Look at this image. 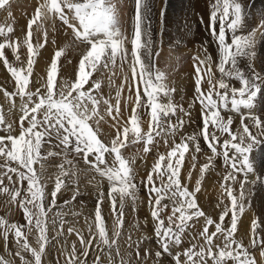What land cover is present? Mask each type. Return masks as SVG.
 <instances>
[{
	"label": "snow or ice",
	"instance_id": "6c2138e0",
	"mask_svg": "<svg viewBox=\"0 0 264 264\" xmlns=\"http://www.w3.org/2000/svg\"><path fill=\"white\" fill-rule=\"evenodd\" d=\"M9 6L10 0H0V10H5ZM134 6L133 31L129 39L123 30L118 12V0H43L36 8L35 16L29 20L26 38L22 42L27 47L26 67L18 68L9 62L5 49H11L15 59L19 61L18 52L21 44L8 40V34L13 32V27L0 26V37L5 38V42H0V61L14 78L16 85L14 93L5 91L4 95L19 96L22 113L19 118V135L11 134L12 125L5 126L4 116L0 114V130L5 127L8 130L6 135H0V158H3L0 169H4L0 171V191L8 193L14 203L19 198V207L26 221L24 225H20L0 218V232L6 243L9 233L14 234L16 244L21 249L16 252L21 264H32L31 261L25 259L22 252L30 253L34 264H41L42 255L49 243V224L55 229L57 220H59L60 230L56 232V235H63L65 221L61 213H55L49 220L48 212L57 206L58 195L61 194L62 189L67 187L62 177L68 176L69 173L64 169L63 163L59 165L60 173L56 177L54 189L50 193L51 201L46 209L45 199L48 193H46L45 161L63 155L64 162L71 163L67 159L69 152L81 156L85 164L107 179L110 185L107 197L111 201L114 213L117 211L116 205L119 202V216L113 236L109 238L101 214V204L105 198V194L101 192L95 208L97 233L85 239L84 235L76 229L72 227L67 229L69 235L75 232L82 252L78 255L74 241L71 251L66 254V264H86L90 249L100 248V251H104L101 245L108 249V264H114L113 250L116 256L120 257V264H131V253L126 254L127 258L121 255L117 238L121 235L119 229L123 226L125 204L128 199H131L133 204L135 203L138 198V189L133 170L134 161L126 158L121 149L127 146L129 133H131L134 137L131 143L143 141L144 152H149V145H154L155 142L154 133L155 136H160L162 133L175 135L177 131L183 130L185 123L183 117H178L176 123L171 122V117H176L178 111L191 120V113L171 99L175 89L168 86L166 74L155 68L152 63V34L150 27L145 26L150 11L149 2L148 0H134ZM211 8L209 29L217 45L218 59L214 61L207 49H203L205 55L202 59L193 57L195 101L199 102L202 109L200 135L214 155L217 154L218 145L223 148L224 162L233 170L224 179L236 183L237 173L243 172L245 181H247L248 173L253 172L248 154L252 151L254 144L259 142L258 136L250 131L249 125L243 123L244 120H250L252 125L259 130V135H264V119H261L255 111L258 94L264 87V75H261L251 63L256 55L254 49L259 29L246 31L248 12L240 0H214ZM9 15H11L10 12ZM161 15L163 16V11ZM54 18H59L72 30L74 39L86 46V52L82 54L78 62L76 79L71 83L68 81L57 83L58 61L63 54V50H57L47 71L44 90L36 88L33 91L29 85L32 83L35 58L39 54L37 49L44 46V44L34 46L32 42L33 25L39 29L43 26L44 20ZM200 19L203 22V18ZM38 21L41 23L38 24ZM217 22L219 24L218 33L215 27ZM44 35L47 37V32ZM45 43H47L46 39ZM128 43L131 44L130 50L126 46ZM242 60L248 61L247 72L240 66ZM117 61H120L121 68L127 64L131 73L130 77L125 76L124 82L119 86L120 90H123L127 85L129 92L133 90L135 92V106L132 107L131 116L128 118L131 127L121 128L120 126L123 119L120 115L121 92L119 90L116 92L114 107L100 92L101 80H92L95 72L109 69L110 66L114 67ZM214 63L220 73L218 80L215 79L213 73ZM205 77L209 85L207 91L202 88ZM90 81V87L85 90V85ZM229 81H235L240 86L230 85ZM162 98H167V102H163ZM101 101L107 105V116L114 121L112 127L116 129V135L110 141H105L100 136V125L105 120V115L100 108ZM138 109L148 110L147 115L150 120L146 132L141 127V114ZM221 109L241 113L242 133L237 135L230 129L233 119L231 116L225 119L221 114ZM242 109L247 110L246 116L241 112ZM210 125L212 131H209ZM217 132L227 134L230 139L223 140L221 144ZM53 138L57 142L55 147L62 148V152H42L46 143H53ZM246 140L250 142L246 143ZM173 143L174 146L168 151L167 157L160 155L143 181L149 194L148 203L152 207L151 216L156 221L154 237L160 250L155 252V257L160 259L167 254L172 256L175 264H207L208 259L212 261V264H228V261H232L233 264H254V258L249 254L248 248L235 238L238 230V217L245 208L244 182L240 183L241 191L238 196L234 195L231 186L226 188L231 205L230 207L225 206L223 213L219 216V222H215L211 217L206 218V223L199 232V236L203 238L204 245L207 247L201 245L197 251V246L192 244L183 250V256L186 258L183 261L180 252L173 255L172 249L183 243V237L189 227L188 222L193 217L205 216L196 199L199 181H197L195 191H190L186 185L182 184L180 178L185 154L190 151V143L194 145L196 153L202 151L198 142V134L185 135L179 143L175 141ZM230 153L233 154L230 155ZM195 158L193 156V159ZM165 161H167L166 164ZM237 161H239V166ZM12 162L18 167L11 166ZM35 165H39V169L34 167ZM208 167L209 165L205 164L201 168V174ZM13 174L16 177L15 181ZM165 176H167L166 182L164 181ZM5 177L9 184L20 186L10 191L7 186H4ZM157 179L161 181V187L156 186ZM75 198L76 193L73 194L72 200ZM166 198L171 205L163 203ZM168 208H170V214L167 216L166 225L161 213ZM229 213H231L230 226L225 227L224 222ZM213 225L215 230L210 232L209 226ZM258 227L260 225L253 221L250 243L252 247L262 246L261 254L264 255V238H261L257 231ZM25 228L27 233L24 231ZM33 229L38 233L36 240L38 248L29 243L28 236ZM97 236L99 243L94 245L93 242L97 240ZM221 236L223 237L222 246L214 243V238L220 240ZM128 239L131 241V237ZM140 243L142 241L137 242L135 247L137 261L151 255L150 250L145 249L141 257ZM128 247L131 248L132 244L129 243ZM81 256L84 257L83 260ZM0 264H10V262L0 257ZM93 264H102L101 257L96 256Z\"/></svg>",
	"mask_w": 264,
	"mask_h": 264
},
{
	"label": "rangeland",
	"instance_id": "374dc122",
	"mask_svg": "<svg viewBox=\"0 0 264 264\" xmlns=\"http://www.w3.org/2000/svg\"><path fill=\"white\" fill-rule=\"evenodd\" d=\"M11 1L12 0H10V3ZM118 2V4L126 3L123 5H125L124 8L128 10V12H126L130 18L127 17L129 20L126 21L123 29L125 28L124 31L130 39L132 36L134 22V0H118ZM148 2L150 11L148 13V19L145 26L150 27L152 34V63L155 68H158L166 74V82L168 86L175 89V92L171 97L173 102L178 105H182L186 111L191 113L192 121L190 122V125L195 127V131L192 132L198 134V142L202 149L201 152L196 153L194 145L190 143V151L185 154V161L181 167L180 178L182 180V184L186 185L190 191H195L197 181H199V191L196 192V199L200 209L205 213V216L193 217V219L188 222L189 227L186 229L183 237V243L179 247H174L172 249L173 255L180 252L181 260L183 261L186 259L183 256L184 249L190 247L192 244H195L198 251L199 247L204 245L203 238L199 236V232L202 231L206 223V218L211 217L215 222H219V216L223 213L225 206L230 207L231 205V200L227 196L226 188L231 186L234 195L238 196L241 191L240 183L244 182L243 191L245 195V208L244 212L238 217V230L235 233V238L241 241L245 247L248 248L249 254L254 258V264H264V255L261 254L262 246L255 248L252 247L250 243L252 238L253 221H256L258 225H260V227L257 228V231L259 232L261 238H264V135H259V130L252 125L250 120H244L243 123L249 125L250 131H252L253 134H256L259 140L258 143L254 144L252 151L248 154L253 166V172L248 173L249 176H247V181H245L243 172L236 174V183H233L232 181H225L224 177L233 170L230 165L225 164L224 162L222 155L223 148L218 145L217 154L214 155L207 147L202 135H200L202 129L200 114L202 109L199 102L195 101V69L193 67V57L198 56L188 49L189 47L186 45H183L185 47L182 49H172L166 41H163V44L161 43L163 40V32H165L168 36L171 29H174L175 27H177V29L181 32L179 37H181V35H183L188 29H192L193 35H198L200 33L211 36L209 29V15L212 10L211 6L214 3V0H148ZM203 2L205 4L202 6L196 5ZM240 2L243 3L242 5L246 6V11L248 12L247 20H251V22L256 25V29H259L256 36L257 44L254 49L256 55L252 58L251 63L255 69L261 73V75H264V34H262L264 33V27H262V25H264V8L261 7L258 12L253 14L252 5L256 2V0H250V5H246L243 0H240ZM13 5L17 4H10L8 7L11 15L4 14L2 13L3 11L0 10V26H4L5 28L8 26L13 27V32L8 34V40L14 43L20 42L21 46L18 52L20 60L17 61L15 59L12 50L9 48L5 49V54L9 62L14 66L18 68L26 67L27 47L22 42L26 38L28 22L35 16V10L39 5L32 1L31 4H26L24 7L20 2L19 5L22 7L19 9V15L14 14V11L11 9ZM22 10L25 11L23 12ZM162 11L163 16L161 15ZM27 17L29 18L27 19ZM201 17L203 18V22H201ZM55 20H57V23H63L59 18ZM37 23L39 24V21ZM60 23L52 29L47 37L43 34V29H37V26L33 25L32 42L34 46L37 44H44L43 47L37 49L39 54L36 56V62L33 66V75L31 77L32 83L29 85V88L33 91H35L36 88H41V91L44 90L47 80V71L57 50H63V54L58 61L57 83H63L64 81L71 83L76 79L78 62L81 59L82 54L86 52V46L81 44L79 41H76L74 38L69 39V36H74L72 30L68 28L67 25H63L65 28L61 29L62 24ZM206 23H208V26L205 25ZM218 25L219 24L217 22L215 25L217 33L219 30ZM45 39L47 40V43H45ZM63 39L67 40L66 42H69L70 45L69 43L68 45L66 44L67 46L62 44L61 42ZM0 42H5V38L0 37ZM179 44L182 45L181 42H179ZM126 46L130 50L131 44L128 43ZM75 49L79 52H76L78 55L75 54ZM200 58L202 59L203 56ZM247 63L248 61L242 60L240 65L246 72L248 71ZM62 66H64V70L66 69V72H63L64 70H62ZM129 70L130 69L127 64L121 68L120 61H117L116 66H110L109 69H102L101 71L95 72L92 77V80H101L102 86L100 92L114 107L116 104V92L118 90L121 92L119 98L120 115L123 117L120 125L121 128L124 126L131 127L128 123V118L131 116L132 107L135 106L134 90L129 92L127 85H125L123 90H120L119 88L121 83L124 82L125 76L127 75L130 77L131 73ZM2 76L6 79H2ZM43 76L45 77L42 81L40 79ZM214 76L216 80L220 78V76L216 73H214ZM185 79L190 81V83H186ZM206 79L207 78L205 77V82L202 84V88L205 91L209 88ZM181 80L184 81V85L181 89H179L181 87L179 81ZM229 83L232 84L230 81ZM90 84L91 81L89 84L85 85V90L90 87ZM5 91L14 93L16 91V85L14 78L11 77V74L7 71L3 62L0 61V114L4 116L5 126L8 124L12 125L11 134L19 135V118L22 115L20 112L21 100L19 96H5ZM220 91L222 92L223 90ZM93 94L97 95V93ZM98 98H100L99 95ZM213 98H216L215 95ZM162 100L163 102H167V98H162ZM256 104V114H258L261 119H264V87H262L261 93L258 94ZM100 108L102 113L105 115V120L102 121L100 125V136L103 140L110 141L111 138L116 135V129L112 127L114 121L111 117L107 116V105H105L103 101H101ZM229 108H231L230 104ZM147 111V109H138V112L141 114V127L145 132L147 131L150 120V117L147 115ZM241 112L245 116L247 115V110L242 109ZM221 114L225 117V119L229 116L232 117L233 124L230 126V129L235 134L239 135L242 133L243 124L241 123V113L221 109ZM178 117H183L184 121L189 120L187 117L183 116V113L178 111L176 117H171V122L176 123ZM25 126H27V124H25ZM199 129L200 132L198 133ZM212 130V126L210 125L209 131ZM7 131L8 130L5 127L3 130H0V135H6ZM129 135V142L125 148L121 149V152L126 158L134 161L133 170L135 174V183L138 189V198L134 204L131 199H128L125 204L123 226L119 229L121 235L117 238L120 251H122L123 247L125 250L129 249L128 251H132L131 264H175L172 256L164 254L162 258L158 259L154 255L157 250H160L156 242V238L154 237L156 221L151 216L152 207L148 203L149 194L143 181L152 170V167L158 160L159 156L164 155L167 157L168 151H170L174 146L173 142L175 141L176 143H179L182 137L188 135L187 128L184 125L183 130L177 131L175 135L162 133L160 136H155L154 133L155 142L154 145H149V152H144L143 149L145 145L143 141L131 143L134 137L131 133H129ZM217 135L220 137L221 144L223 140L230 139L227 134L217 132ZM165 141H167V143H165ZM248 142L250 141L246 140V143ZM56 143L57 142L53 138V143H46L42 148V152H62V148L55 147ZM231 154L233 153H230V155ZM193 156L196 158L193 159ZM67 159L71 163H65L63 155L49 158L45 161L46 193H48L45 199L46 209L51 201L50 193L54 189L56 177L60 173V164H64V169L69 173V175L62 177L65 180L67 187L62 189L61 194L58 195L57 206L53 207L52 210L48 212L49 220L55 215V213H61L62 218L65 221L63 225V235H56V232L60 230L59 220H57L55 229H53L51 224H49V243L46 245L45 253L42 255L41 264H66V254L71 251L72 243L74 241L76 242L78 255L82 252L75 232L69 235L67 229L69 227L76 229L84 235L85 239H88L90 235L97 233L95 224V208L97 199L101 192L105 194V198L101 204V214L104 218L109 238H112L113 232L117 227L119 202H117L116 205L117 211L114 213L111 201L107 197V193L110 188L107 179L101 177L93 168H91V166L85 164L81 156H77L74 153L69 152L67 154ZM166 162L167 161H165V164ZM0 163H3V158H0ZM205 164H208L209 167L203 174H201V168ZM193 165H195V167H193ZM237 165L239 166V161H237ZM11 166L18 167V165L14 162L11 163ZM34 167L39 169V165H35ZM0 171H4V169H0ZM72 173H75V175H72ZM189 174L191 175L189 176ZM13 180H16L14 174ZM164 181H167V176L164 177ZM4 186H7L11 191L14 187H19L20 185L9 184L7 178L5 177ZM156 186L161 187V181L159 179L156 180ZM74 193H76V198L75 200H72ZM65 201H68V203H65ZM163 203L171 205V202L167 200V198L163 201ZM169 214L170 208L165 209L161 213V217L165 219L166 225L167 216ZM230 216L231 213H229V216L226 217L224 222L225 227L230 226ZM0 218L6 219L9 223L15 222L20 225H24L26 223L23 211L19 207V198L17 199V202L14 203L11 201V196L8 193L0 191ZM209 230L210 232L214 231V225L209 226ZM24 231L27 233L26 228ZM37 235L38 233L35 229H33V232L29 234L28 239L31 246L38 248L36 243ZM129 237H131V241H129ZM222 240V236L220 240H215L214 238V243L221 244L222 246ZM140 241H142L139 245L141 257H143L145 249H149L151 255L150 257L137 261L134 253L136 244ZM93 243L94 245L99 243L98 236L97 240ZM129 243L132 244L131 248L128 247ZM204 246L205 248L207 247L206 245ZM100 247L104 248V251H100V248L90 249L86 264H93L96 256L101 257L102 264H108V249L103 245ZM17 251H21V249L16 244L14 234L11 232L9 233L6 243L2 232H0V257L9 261L10 264H21L20 257L16 255ZM126 254L128 253L123 252L122 256L127 258ZM22 255L25 256L26 260H31L32 264H34V259L31 257L30 253L22 252ZM83 259L84 257L81 256V260ZM112 259L114 264H120V257L116 256L115 250L112 252ZM207 264H212V261L208 259ZM228 264H233V262L228 261Z\"/></svg>",
	"mask_w": 264,
	"mask_h": 264
},
{
	"label": "bare ground",
	"instance_id": "6f19581e",
	"mask_svg": "<svg viewBox=\"0 0 264 264\" xmlns=\"http://www.w3.org/2000/svg\"><path fill=\"white\" fill-rule=\"evenodd\" d=\"M21 2V4H22V6H26V4H31L32 3V1L33 2H35L36 4H40V3H42L43 2V0H12L11 1V3L10 4H17V5H13L12 7H11V9L14 11V14H16V15H19V9H21V5H19L20 4V2ZM244 2H245V4L246 5H250L249 4V1L250 0H243ZM252 2V1H251ZM119 3V2H118ZM34 4V3H33ZM123 4H126V3H122V4H118V12H119V15H120V18H121V22H122V26L123 27H125V23H126V21L127 20H129L127 17H129L128 16V14H127V12H128V10H126L125 8H124V6L125 5H123ZM205 3L203 2V3H201V4H196L197 6H202V5H204ZM243 4V3H242ZM252 4V3H251ZM37 6V5H36ZM35 7V6H34ZM180 7V6H179ZM261 7H263L264 8V0H256V2L252 5V13L253 14H255L256 12H258V10L261 8ZM15 8H18V9H15ZM128 8V7H127ZM3 12L2 13H4V14H9V8H6L5 10H2ZM23 11V10H22ZM25 11V10H24ZM23 11V12H24ZM127 11V12H126ZM11 13V12H10ZM20 14H22V13H20ZM24 16V15H23ZM26 16V15H25ZM22 17V16H21ZM25 18V17H24ZM29 17H27V19H28ZM130 18V17H129ZM55 19H57V18H54V19H47V20H44L43 22H42V27H41V29H43V34L45 33V32H47V36L50 34V32L52 31V29H54L55 28V26L57 25V24H59V23H57V20H55ZM25 20H26V18H25ZM62 22V21H61ZM39 23H41L40 21H39ZM246 23H247V29H246V31L247 30H252V29H256L257 27H256V25L254 24V23H252L251 22V20H247L246 21ZM60 24H62L61 25V29H64L65 28V26H63V25H65V24H63V23H60ZM172 24V23H171ZM206 26H208V23H206L205 24ZM219 26V25H218ZM173 27H175V26H173ZM172 27V28H173ZM219 28V27H218ZM125 29V28H124ZM123 29V30H124ZM160 31V30H159ZM180 31L177 29V27H175L174 29H171V31L169 32V34H168V36L166 35V33L165 32H163V40H162V44H163V41H166L171 47H172V49H182V48H184L185 46H183V45H186L187 47H189L188 49H190L194 54H196L198 57L200 56H203L204 57V55H205V52L203 51V49H207V52L208 53H210L211 55H212V57H213V60L214 61H216L217 59H218V49H217V45H216V43H215V41H214V38L212 37V36H207V35H203V34H196V35H193L192 34V29H188V30H186L185 31V33L183 34V35H181V37H179L180 36ZM165 37V38H164ZM70 38H74V36H72V37H70L69 36V39ZM180 38V39H179ZM71 39V40H72ZM67 40H65V39H63V41L61 42V40H60V42L62 43V44H64V45H68V43L69 42H66ZM179 42H181V44L182 45H180L179 44ZM230 42V41H229ZM167 44V45H168ZM66 45V46H67ZM69 45H70V43H69ZM166 45V44H165ZM167 48V47H166ZM78 49V48H77ZM77 49H75L74 51H75V54H77V53H79L78 51H76ZM131 49V48H130ZM77 52V53H76ZM178 53V52H177ZM167 54H170V53H167ZM193 54V55H194ZM78 55V54H77ZM195 55V56H196ZM167 56V55H166ZM192 56V55H191ZM164 57V56H163ZM174 58V57H173ZM173 61V60H172ZM246 61V60H245ZM63 67V69L62 70H64V66H62ZM66 70V69H65ZM63 71V72H66V71ZM130 71V70H129ZM63 72H62V75H63ZM213 72L214 73H216V74H218L219 76H220V73L218 72V70L216 69V67H215V63L213 64ZM75 74V73H74ZM65 75H66V73H65ZM76 76V75H75ZM217 76V75H216ZM44 77L45 76H43L40 80H44ZM66 77V76H65ZM67 78V77H66ZM2 79H6L4 76H2ZM219 79V78H218ZM191 80V79H190ZM185 81H186V83H190V81H188V80H186L185 79ZM188 81V82H187ZM233 85H235L236 87H239L240 85L237 83V82H235V81H230ZM179 83L181 84V87L179 88V89H181L182 87H183V85H184V81H179ZM232 84H230V85H232ZM41 87V86H40ZM182 95H183V93H182ZM135 98V97H134ZM198 116V115H197ZM186 119V118H185ZM194 120V119H193ZM192 121V119L191 120H185V123H184V125L186 126V128H187V133H188V135H191V134H193V133H195V132H192V131H195V127H193V126H191L190 125V122ZM200 122V121H199ZM200 132V129H199V131H198V133ZM130 136V135H129ZM154 148V147H153ZM206 155V154H205ZM222 170V169H221ZM249 176V175H248ZM263 177V176H262ZM263 237V236H262ZM258 247V246H257ZM257 247H255V248H257ZM129 250V249H128ZM128 250H125V248L123 247L122 248V251H120L122 254H123V252L125 253H131L130 251H128ZM121 254V255H122ZM135 254V253H134ZM150 257V256H149ZM31 261V260H30ZM155 261V260H154ZM147 263V262H146Z\"/></svg>",
	"mask_w": 264,
	"mask_h": 264
}]
</instances>
